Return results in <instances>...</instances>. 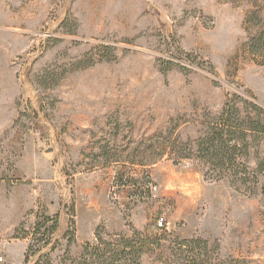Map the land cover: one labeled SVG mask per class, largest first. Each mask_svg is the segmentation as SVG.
Masks as SVG:
<instances>
[{"label": "rangeland", "instance_id": "1", "mask_svg": "<svg viewBox=\"0 0 264 264\" xmlns=\"http://www.w3.org/2000/svg\"><path fill=\"white\" fill-rule=\"evenodd\" d=\"M263 35L264 0H0V264H24L17 231L43 215L59 216L56 255L72 221L73 254L143 223L264 264V174L250 194L173 153L233 95L264 109ZM121 177L156 197L111 201Z\"/></svg>", "mask_w": 264, "mask_h": 264}, {"label": "trees", "instance_id": "2", "mask_svg": "<svg viewBox=\"0 0 264 264\" xmlns=\"http://www.w3.org/2000/svg\"><path fill=\"white\" fill-rule=\"evenodd\" d=\"M263 36L257 41L261 46H264ZM260 45L256 44L251 51L260 52ZM263 138L264 109L233 95L221 112L210 119L195 142L176 143L173 151L177 156L175 163L194 158L209 167L207 178L215 181L227 179L254 194L259 185L258 176L264 174V159L258 151L255 153L257 170L254 172L250 161L252 151L259 148ZM127 183L138 186L128 180ZM71 224V231L63 238L66 250L61 255L56 252L62 243L55 238L60 228L59 216L43 215L31 232L18 230L16 239L30 240L24 264H143L146 259L156 264H249L246 259L224 256L218 242L196 236L180 239L167 231L151 233L149 229L140 231L135 228L130 236L98 228L95 241L85 243L78 254H73L72 248L77 246V241L75 222ZM45 249L49 250L45 252Z\"/></svg>", "mask_w": 264, "mask_h": 264}, {"label": "built area", "instance_id": "3", "mask_svg": "<svg viewBox=\"0 0 264 264\" xmlns=\"http://www.w3.org/2000/svg\"><path fill=\"white\" fill-rule=\"evenodd\" d=\"M157 192L158 186L153 182H149L147 186H133L128 184L126 179L121 180L116 178L110 190V199L113 202H121L122 200H128L129 202H139L147 198L156 197ZM156 226L159 230L165 229V219H158ZM0 263H4V258H0Z\"/></svg>", "mask_w": 264, "mask_h": 264}, {"label": "crops", "instance_id": "4", "mask_svg": "<svg viewBox=\"0 0 264 264\" xmlns=\"http://www.w3.org/2000/svg\"><path fill=\"white\" fill-rule=\"evenodd\" d=\"M25 100H27L28 98H31L32 96H34V94L32 95V93H26V94H23ZM16 99V96L14 97V100ZM7 104H8V99H7V96L4 95V94H0V114L7 111ZM19 112V110H18ZM144 206L141 205L138 207V209H143ZM145 226V224L141 223V224H138L136 227L138 229H142L143 227Z\"/></svg>", "mask_w": 264, "mask_h": 264}]
</instances>
